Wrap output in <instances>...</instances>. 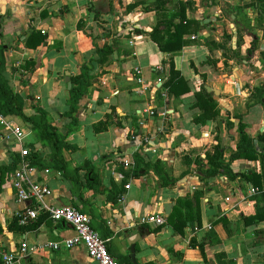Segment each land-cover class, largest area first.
Segmentation results:
<instances>
[{"label": "crops", "instance_id": "0c3cea01", "mask_svg": "<svg viewBox=\"0 0 264 264\" xmlns=\"http://www.w3.org/2000/svg\"><path fill=\"white\" fill-rule=\"evenodd\" d=\"M181 15L186 16L182 39L187 42L179 52L162 51L154 29L159 37L175 32ZM0 44L3 76L23 100L25 113L41 107L72 144L62 150L60 168L51 144L27 121L11 118L27 129L23 143L0 124V166L17 161L0 192V264L23 241L34 248L75 235L69 223L53 220L45 209L37 220L20 224L27 208L43 206L15 195L13 177L24 147L29 155H41L31 177L52 188L45 203L71 204L88 213L119 264H264V221L246 222L257 210L261 190L251 193L250 184L255 185L242 178L250 171L264 174V159L231 160L241 122L264 153V104L250 100L264 82V2L0 0ZM171 60L190 87L179 98L165 86ZM84 65L90 68V85L77 106L78 125L69 130L67 79L72 82ZM136 67L152 85L147 93L132 79ZM203 90L221 113L202 123L195 120L201 112L195 103ZM216 146L224 152V163L231 160L235 178L224 170L206 177L207 155ZM137 153L144 161L134 175L129 167ZM170 178L174 184L163 185ZM262 184L264 189V178ZM197 191L203 192L200 225L189 223L180 233L169 220L157 227L140 223L150 213L168 215L165 205L172 206L171 213L178 200ZM137 236L133 257L130 240ZM24 262L96 264L82 245L33 249Z\"/></svg>", "mask_w": 264, "mask_h": 264}, {"label": "trees", "instance_id": "16d2710c", "mask_svg": "<svg viewBox=\"0 0 264 264\" xmlns=\"http://www.w3.org/2000/svg\"><path fill=\"white\" fill-rule=\"evenodd\" d=\"M255 1L264 2V0ZM185 20L186 16L181 15V22L175 25L176 31H164L161 34V37L157 35V32L159 33L160 31L157 28L154 29L152 36L162 51L176 53L183 48L187 42L182 39L183 31L186 27V25L183 24ZM40 40V42H42L44 38L41 36ZM4 53L5 48L0 44V112L10 118L14 116L20 117L31 124L33 130L37 132L38 135L40 134L42 141L50 143L53 147L54 164L58 165V160H60V168H63L64 164L62 162L61 156L62 150L64 148L72 147V144L67 141V135H64L59 131V129L52 123L49 114L41 107L37 106L35 113L32 115H27L25 113L23 100H20L19 96L9 85L7 79L3 76V70L5 66ZM89 71L90 68L84 65L82 66L81 73L72 77L73 86L69 90L68 98L69 110L64 114L71 119L69 130L75 129L78 125L79 118L77 116V106L89 88L91 79ZM165 86L169 89L170 93L177 98L190 90V87L187 85V82L184 79L181 71L177 69L173 60L170 61L169 78L166 81ZM250 100H255L256 102L264 104V82L254 89ZM195 104L200 108L201 111L200 115L195 117L197 122L203 123L207 119H218V117H220L221 112L218 109L217 102L206 90H203V92L197 94V102ZM239 131L241 136L240 142L238 143L237 150L232 153L231 160L236 158L255 160L260 157L264 159V153H259L253 143V140L246 132V125L243 122H241L239 126ZM223 157L224 152L220 146H216L214 152L207 155L209 168L205 172L206 177L222 174V170L226 171V173H228L232 178L236 177L231 173V160L229 163H224ZM135 158L136 164L132 166L130 165L129 167V173L134 171V175L139 174L140 170L142 169L141 163L144 161L139 153L136 154ZM28 160L32 165H40V162L42 161L41 155L38 151H35L32 153V155H29ZM16 162L17 161H13L12 164L0 166V192L2 189V184L5 181L8 173L16 168ZM201 162V159H196L197 165H200ZM242 178L246 181H251L261 190V193L257 198V210L253 215L246 217V222L259 223L264 221V189L262 184L264 174L256 171H250L247 174H242ZM174 182L175 180L170 178L168 181L163 182V185L172 186ZM120 194H123L122 191ZM202 196L203 192L197 191L190 198L178 200V203L173 211L167 215L169 223H171L176 231L182 233L189 223L194 224L197 222L199 225L201 224L200 201ZM184 209H188V212L184 211ZM199 246L205 255L204 247L202 245Z\"/></svg>", "mask_w": 264, "mask_h": 264}, {"label": "built area", "instance_id": "2783aa9c", "mask_svg": "<svg viewBox=\"0 0 264 264\" xmlns=\"http://www.w3.org/2000/svg\"><path fill=\"white\" fill-rule=\"evenodd\" d=\"M132 79L137 83V90L147 93L152 85L147 82L142 75L141 68L136 67ZM105 83V82H104ZM154 115V111H149ZM0 124L7 128L20 142L27 137V129L15 123L10 117L0 112ZM147 141V140H145ZM149 151L150 148H145ZM30 154L27 147L22 149L23 159L21 166L15 171L13 177V187L16 198L21 202H27L32 199L43 203L42 207L27 208L20 219V224H27L30 221L37 220L41 209L48 211L51 218L59 222L69 223L75 230V235L64 239L63 241H48L31 248L26 241L21 243L19 250L7 252L3 255L5 264H26L24 260L33 249L40 250H60L61 248H73L82 245L86 248L88 255L96 264H119L117 259L111 255L107 247V240L104 239L92 226V218L88 213L83 212L78 207L71 204L47 205L45 200L52 195L53 190L46 182H41L32 178L38 169L32 165L26 156ZM130 165V164H129ZM125 164L124 166H129ZM46 173L50 170L46 169ZM250 191L253 194L259 193L260 189L250 184ZM140 223L150 224L152 226H162L168 223V217L164 213L155 212L140 217Z\"/></svg>", "mask_w": 264, "mask_h": 264}, {"label": "water", "instance_id": "95a60500", "mask_svg": "<svg viewBox=\"0 0 264 264\" xmlns=\"http://www.w3.org/2000/svg\"><path fill=\"white\" fill-rule=\"evenodd\" d=\"M68 84H69V88L71 89L72 88V82L70 81V76L68 77ZM208 90H212L211 88H208ZM171 207L170 205H165V208H166V212L167 214L169 215L170 214V211H171ZM139 236H137L135 239L133 240H130V243L132 244V255L133 257L135 256V243H136V240L138 239Z\"/></svg>", "mask_w": 264, "mask_h": 264}]
</instances>
